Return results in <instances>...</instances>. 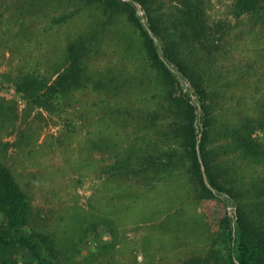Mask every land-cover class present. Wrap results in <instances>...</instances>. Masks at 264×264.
<instances>
[{
	"label": "rangeland",
	"instance_id": "rangeland-1",
	"mask_svg": "<svg viewBox=\"0 0 264 264\" xmlns=\"http://www.w3.org/2000/svg\"><path fill=\"white\" fill-rule=\"evenodd\" d=\"M238 5L137 4L186 68L181 87L146 59L126 6L0 0V162L62 264H208L220 248L223 204L190 170L193 83L207 92L206 161L236 195L227 210L264 231V24ZM67 69L79 78L54 110L17 92L24 77L52 84Z\"/></svg>",
	"mask_w": 264,
	"mask_h": 264
},
{
	"label": "trees",
	"instance_id": "trees-1",
	"mask_svg": "<svg viewBox=\"0 0 264 264\" xmlns=\"http://www.w3.org/2000/svg\"><path fill=\"white\" fill-rule=\"evenodd\" d=\"M241 12L253 13L259 23L264 24V0H238ZM89 4L104 3L108 6H126L131 19L139 27L141 41L146 59L158 65L171 81L183 87L184 76H189L186 68L176 62L169 47L160 39L156 23L152 17L143 22L138 15L137 4L148 10L149 0H88ZM60 22V21H58ZM175 64L177 69L171 68ZM78 74L73 69L50 84L52 79L30 75L21 79L16 85L17 92L23 96L35 98V102L46 109L54 110L66 95L68 86L74 84ZM41 82H44L42 86ZM193 89V92H192ZM191 98L186 99L190 123L188 129V149L191 161L190 170L196 177L201 190L208 196L223 204L221 219L222 234L219 237L220 248L212 252L205 262L208 264H264V231L254 228L241 209L237 208L236 216L228 212L236 204V195L230 188L224 187L214 178L206 161L207 133L199 141L198 124L201 122L200 110L207 111L208 99L204 88L193 83ZM192 94L196 102L191 103ZM188 97V96H187ZM189 98V97H188ZM183 102V101H182ZM202 123V122H201ZM205 128L208 124L204 123ZM261 148L262 145L260 146ZM205 167V172L203 171ZM207 177L210 188L205 184ZM0 214L3 222L0 225V264H62V250L55 245V238L30 228L32 206L28 195L21 189L12 172L0 162Z\"/></svg>",
	"mask_w": 264,
	"mask_h": 264
},
{
	"label": "water",
	"instance_id": "water-1",
	"mask_svg": "<svg viewBox=\"0 0 264 264\" xmlns=\"http://www.w3.org/2000/svg\"><path fill=\"white\" fill-rule=\"evenodd\" d=\"M207 183V182H206ZM208 184V183H207Z\"/></svg>",
	"mask_w": 264,
	"mask_h": 264
}]
</instances>
